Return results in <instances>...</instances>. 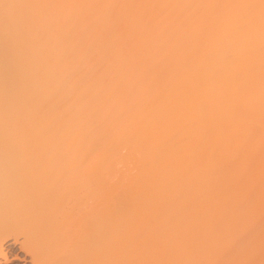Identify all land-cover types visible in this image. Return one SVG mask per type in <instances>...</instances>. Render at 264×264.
Returning <instances> with one entry per match:
<instances>
[{"label": "bare ground", "instance_id": "obj_1", "mask_svg": "<svg viewBox=\"0 0 264 264\" xmlns=\"http://www.w3.org/2000/svg\"><path fill=\"white\" fill-rule=\"evenodd\" d=\"M263 112L264 0H0L1 263L240 262Z\"/></svg>", "mask_w": 264, "mask_h": 264}, {"label": "rangeland", "instance_id": "obj_2", "mask_svg": "<svg viewBox=\"0 0 264 264\" xmlns=\"http://www.w3.org/2000/svg\"><path fill=\"white\" fill-rule=\"evenodd\" d=\"M261 139H264V112L261 113L260 115H258L252 122L248 123V125L243 128L242 136L239 137L238 142H237V148H238L239 154L237 156L238 159L237 158H235V159L238 161H241L242 159L245 158L247 160L245 162L246 163V165H245L246 170L245 171H249L250 173L252 172L251 175L249 176V178H247V176L245 177L247 179V181L248 180L250 181V188H249V190H248L249 192H247L244 200L242 199L244 202L242 200L240 202L242 206L240 205V203H239V205H240V207L244 206L245 207L244 209H246V211L251 210L250 214L254 217V220L252 219V222H251V220H249L250 223L247 225V227L246 226H240V227H242L239 229L240 230V232H239L240 238L248 241L251 245L246 248L247 252L244 250L245 253L244 252L242 253L244 255H242L240 262L235 263V264H259V262H261V260L263 259L262 258V251H264V212H263V210H264V173L263 172L262 173L256 172V171H258V169H257L258 167H260V166L264 167V148L261 150L259 149V140H261ZM31 162L29 163L30 166H31V164H33V166L35 164V168H36L39 161L36 162V161L31 160ZM237 163H239V162H237ZM33 166H31V167H33ZM35 168L33 167V169H35ZM249 172H248V174H249ZM241 178H242V176H241ZM13 189L18 190V187L15 186V187H13ZM258 203H259V206H258ZM256 206H258V207L256 208ZM240 207L238 206L237 208L240 209ZM248 207H250V209H248ZM239 209H237L238 212H239ZM244 209H242V210H244ZM229 234H227L226 236H228ZM228 238L229 237H227V239ZM227 239H226V242H227ZM229 240L230 239H228V241ZM226 247H229V246L226 245ZM15 250H17L16 247H15ZM227 251L233 252V248L229 247V249L227 248ZM227 251L225 250L224 254H226V255H224V256L228 257ZM229 252H228V254H229ZM231 254H233V253H230L229 255H231ZM243 256H244V258H243ZM245 256L247 257V259L245 258ZM227 257L226 258L224 257V258L227 259ZM11 258H12V255L9 257V259H11ZM8 263L9 264H11V263L15 264L16 261H10L7 263H1V261H0V264H8ZM218 263L224 264V261H222V263L217 262V264Z\"/></svg>", "mask_w": 264, "mask_h": 264}]
</instances>
